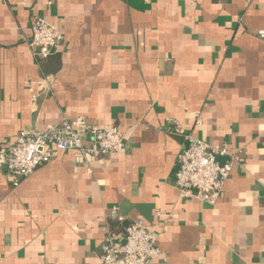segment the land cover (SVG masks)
Instances as JSON below:
<instances>
[{"label":"crops","instance_id":"0c3cea01","mask_svg":"<svg viewBox=\"0 0 264 264\" xmlns=\"http://www.w3.org/2000/svg\"><path fill=\"white\" fill-rule=\"evenodd\" d=\"M39 17L64 36L46 60ZM263 27L264 0H0V152L78 116L125 141L94 162L61 151L17 186L0 167V264H102L140 218L159 233L152 264H264ZM187 135L233 163L214 205L175 184Z\"/></svg>","mask_w":264,"mask_h":264},{"label":"built area","instance_id":"2783aa9c","mask_svg":"<svg viewBox=\"0 0 264 264\" xmlns=\"http://www.w3.org/2000/svg\"><path fill=\"white\" fill-rule=\"evenodd\" d=\"M258 35L264 39V27ZM64 36L45 20L36 18L31 24L29 46L40 60L55 54L63 44ZM51 76L31 83L32 112L38 110L40 100L50 90ZM197 122L201 117L196 114ZM188 144L178 155L175 184L184 197L194 196L209 204H216L229 178L233 163H221L218 156L226 150H215L206 141L193 135L186 136ZM124 134L116 125L98 126L89 124L85 117L63 119L48 130L32 132L22 130L17 139L0 152V167H6L14 185L31 175L37 168L56 158L61 151L77 150L88 162L98 156L121 152L124 149ZM112 216L122 221L119 207H114ZM161 255L159 233L144 219L128 223L124 241L108 236L102 244V264H152Z\"/></svg>","mask_w":264,"mask_h":264},{"label":"water","instance_id":"95a60500","mask_svg":"<svg viewBox=\"0 0 264 264\" xmlns=\"http://www.w3.org/2000/svg\"><path fill=\"white\" fill-rule=\"evenodd\" d=\"M125 206H123V209H124Z\"/></svg>","mask_w":264,"mask_h":264}]
</instances>
